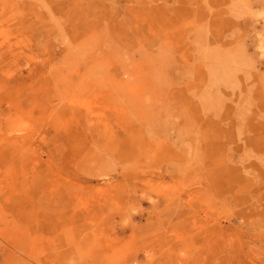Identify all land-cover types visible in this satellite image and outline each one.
<instances>
[{"label": "rangeland", "instance_id": "obj_1", "mask_svg": "<svg viewBox=\"0 0 264 264\" xmlns=\"http://www.w3.org/2000/svg\"><path fill=\"white\" fill-rule=\"evenodd\" d=\"M263 19L0 0V264H264Z\"/></svg>", "mask_w": 264, "mask_h": 264}, {"label": "bare ground", "instance_id": "obj_2", "mask_svg": "<svg viewBox=\"0 0 264 264\" xmlns=\"http://www.w3.org/2000/svg\"><path fill=\"white\" fill-rule=\"evenodd\" d=\"M260 15H261V13H260V14H256V15H255V19L258 20L259 17H260ZM263 22H264V19H263ZM260 34H261V33L258 34L259 38H258V40H257V48H258V54H259L261 57L264 58V35H263V34L260 35ZM249 63H250V64L253 63L252 65H254V62H253L252 59L249 61ZM216 83H217V82H216Z\"/></svg>", "mask_w": 264, "mask_h": 264}]
</instances>
